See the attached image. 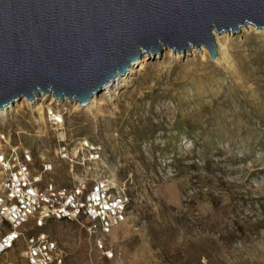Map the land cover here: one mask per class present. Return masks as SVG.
<instances>
[{"label": "rangeland", "instance_id": "1", "mask_svg": "<svg viewBox=\"0 0 264 264\" xmlns=\"http://www.w3.org/2000/svg\"><path fill=\"white\" fill-rule=\"evenodd\" d=\"M229 38L231 63L203 47H162L99 92L93 110L53 102L63 119L54 124L23 99L0 118V130L31 151L35 173L52 164L43 183L68 185L58 147L88 139L103 158L90 172L109 173L130 197L126 222L107 237L112 257L93 246L87 217L82 226L47 221L69 264H264V30ZM21 247L4 257L24 263Z\"/></svg>", "mask_w": 264, "mask_h": 264}, {"label": "water", "instance_id": "2", "mask_svg": "<svg viewBox=\"0 0 264 264\" xmlns=\"http://www.w3.org/2000/svg\"><path fill=\"white\" fill-rule=\"evenodd\" d=\"M264 29V0H0V109L51 94L86 105L142 53L217 56L213 30Z\"/></svg>", "mask_w": 264, "mask_h": 264}, {"label": "built area", "instance_id": "3", "mask_svg": "<svg viewBox=\"0 0 264 264\" xmlns=\"http://www.w3.org/2000/svg\"><path fill=\"white\" fill-rule=\"evenodd\" d=\"M57 153L70 162L68 185L43 183L42 174L52 164L43 161L35 173L31 151L0 130V264H69L45 226L50 220L79 224L80 215L90 220L86 230L93 246L106 257L113 256L107 237L127 220L130 197L125 187L109 173L90 172L103 162L100 144L82 139L70 147L60 145ZM25 223L29 226L22 228ZM19 245L18 257L24 263L4 257Z\"/></svg>", "mask_w": 264, "mask_h": 264}, {"label": "bare ground", "instance_id": "4", "mask_svg": "<svg viewBox=\"0 0 264 264\" xmlns=\"http://www.w3.org/2000/svg\"><path fill=\"white\" fill-rule=\"evenodd\" d=\"M254 28L255 27L252 24H249L248 23L245 26H242L241 30H249V29H254ZM255 29H258V28H255ZM258 30H264V29H258ZM212 32H213V38H214V41H215L216 51H217V56H216V58L214 60H216V62H223L225 64L231 63L230 62L231 60H230V54H229V47H228L227 42H228V39H230L229 36H231L233 34L231 32H226V31H223V32L218 33V32H216V31L213 30ZM201 47H203L202 48V51L205 53L206 52V48L204 46H201ZM191 50H192V52H194L195 51V48H191L188 51H191ZM178 53H180V52H178ZM223 63H221V64H223ZM139 64H140V61L139 60L135 64H131L129 66L128 71L124 75H118L112 83L106 85L102 90H106V89L111 88V86H113V84L114 85H118L119 82L123 80V76L124 77L127 76L128 73L130 71H132V69L134 68V66L139 65ZM47 96L48 97H51L52 98V101L46 107L44 100H46V97ZM23 99L26 100V102L25 101L24 102L28 106L32 107L34 109V111H36V112H38L40 114L41 119L44 118L43 117L44 116V112H45V109L47 108V110L49 112V115H50V119L53 121L54 124L63 121L62 115H61L60 111H57V113H56L51 108V104L53 102L61 101L63 99H61V100L54 99V97H52L51 94H43V93H41L40 95H38L35 98L30 99V100L29 99H26V98H22L21 101ZM18 102H20V100L17 101L16 103H18ZM74 103L77 104V102H74ZM100 103L101 102L98 100V95L95 94V95H93L89 99V101H88V103L86 105H80L79 103L78 104L80 106H86L90 110H93L94 108H97ZM15 104L7 105V106L3 107L2 109H0V117L1 118H4L5 120H8L9 119V116H8L9 115V112H10V110L13 111V106Z\"/></svg>", "mask_w": 264, "mask_h": 264}]
</instances>
